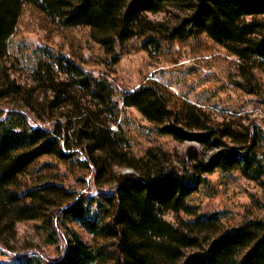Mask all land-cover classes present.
I'll return each mask as SVG.
<instances>
[{
	"label": "trees",
	"instance_id": "trees-1",
	"mask_svg": "<svg viewBox=\"0 0 264 264\" xmlns=\"http://www.w3.org/2000/svg\"><path fill=\"white\" fill-rule=\"evenodd\" d=\"M25 5L60 27L88 28L108 55L132 38L161 34L147 14L184 6L189 14L171 30L170 39L205 35L238 60L239 86L249 94L259 95L253 73L264 72V0H0V249L14 251L18 223L38 222L45 244L57 252L53 260L32 253L7 264H264V220L224 228L217 213L201 214L191 204L215 172L264 178L257 153L264 121H215L194 105L170 108L156 83L126 90L113 101L117 95L105 79L77 71L71 63L74 84L95 107L111 110L121 103L158 134L192 146L178 161L157 149L135 159L124 150L123 138L91 110H82L74 127L52 120L49 111L74 98L70 85L57 81L49 64H39L36 80L52 93L43 109L35 88L12 81L3 64ZM36 108L44 116L32 114ZM70 143L78 150L75 155L65 152ZM74 156L82 157L78 164L91 180L78 194L41 174L46 163L37 166L43 158L64 162ZM117 167L131 171L119 173ZM166 213L184 218L172 225Z\"/></svg>",
	"mask_w": 264,
	"mask_h": 264
},
{
	"label": "rangeland",
	"instance_id": "rangeland-1",
	"mask_svg": "<svg viewBox=\"0 0 264 264\" xmlns=\"http://www.w3.org/2000/svg\"><path fill=\"white\" fill-rule=\"evenodd\" d=\"M188 14L184 6L167 7L155 15L147 14L148 21L160 25L161 34L148 33L132 38L119 46L114 54L108 55L91 39L88 28L60 27L33 6L25 5L14 33L6 43L3 64L12 81L35 88V99L43 109L48 106L46 103L51 100L52 93L44 90L36 80L39 64H49L57 81L70 85L69 92L74 98L49 111L52 120L70 122L74 127L80 112L91 110L100 124L123 138L124 150L135 159L143 158L147 150L157 149L178 161L191 144L158 134L135 109L123 108L121 103L111 110L95 107L85 91L74 84L75 73L69 71L68 63L77 71L105 79L117 95L113 101H118L126 90L156 83L170 108L183 109L194 105L215 121L240 120L246 123L255 120L262 123L264 72L253 73L259 95L249 94L239 86L243 80L239 75L238 60L205 35L185 40L170 39L171 30ZM40 108L31 113L44 116ZM32 123L34 126L38 124ZM260 134L257 153L264 163V132ZM65 152L75 155L78 150L70 143ZM208 155L209 152H204L205 157ZM81 158L74 156L64 162L43 158L37 166L46 163L41 174L78 194L85 192L91 182L90 172L78 164ZM115 171L127 173L131 169L117 167ZM207 180V188H200L191 198V204L198 207L199 213H217L224 228L248 220H264V178L255 181L234 171L215 172L207 176ZM181 218H184L182 214L164 215L172 225ZM73 228L83 239L90 241L79 227ZM13 247L12 252L0 249V264H7L22 254L34 253L49 260L57 254L54 246L45 244L38 222L18 223Z\"/></svg>",
	"mask_w": 264,
	"mask_h": 264
}]
</instances>
